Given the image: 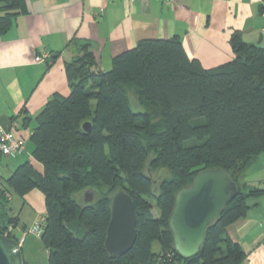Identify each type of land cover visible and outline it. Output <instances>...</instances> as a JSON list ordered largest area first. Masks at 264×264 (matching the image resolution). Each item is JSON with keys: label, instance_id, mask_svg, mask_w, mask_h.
I'll return each mask as SVG.
<instances>
[{"label": "trees", "instance_id": "16d2710c", "mask_svg": "<svg viewBox=\"0 0 264 264\" xmlns=\"http://www.w3.org/2000/svg\"><path fill=\"white\" fill-rule=\"evenodd\" d=\"M25 11L24 0H0V35ZM231 44L233 59L206 68L178 36L142 39L103 70L90 42L80 41L67 64L70 92L55 93L36 117L32 155L43 169L26 160L2 181L0 233L18 224L6 192L24 197L39 189L48 264H240L246 253L227 228L247 214L250 198L264 195V187L243 181L264 152V43L235 32ZM217 167L239 191L207 227L199 253L185 259L169 225L176 193ZM120 188L135 203L137 239L112 256L105 240ZM76 193L93 199L79 202Z\"/></svg>", "mask_w": 264, "mask_h": 264}, {"label": "crops", "instance_id": "0c3cea01", "mask_svg": "<svg viewBox=\"0 0 264 264\" xmlns=\"http://www.w3.org/2000/svg\"><path fill=\"white\" fill-rule=\"evenodd\" d=\"M24 1L26 11L0 35V133L11 130L23 137L26 152L0 156V186L26 160L43 169L32 155L36 117L55 93L70 92L67 64L77 56L80 41L90 42L103 70L111 69L115 55L142 39L178 36L189 57L206 68L234 58L231 37L235 32H241L248 43H256L263 34L264 43V0ZM45 54L49 57L36 61L37 55ZM243 181L264 187V152ZM5 196L11 214L18 216L13 233L24 250L25 234L45 222V195L33 189L24 197L11 191ZM249 204L247 214L227 230L246 253L240 264H264V195L250 198Z\"/></svg>", "mask_w": 264, "mask_h": 264}, {"label": "water", "instance_id": "95a60500", "mask_svg": "<svg viewBox=\"0 0 264 264\" xmlns=\"http://www.w3.org/2000/svg\"><path fill=\"white\" fill-rule=\"evenodd\" d=\"M263 41V34L255 44ZM90 126L84 124L85 129ZM239 191L231 173L222 167L200 171L191 185L176 193L169 225L173 232L175 249L188 259L197 255L205 239L207 227L214 222ZM89 192H87V195ZM137 239V213L131 195L118 189L112 198L111 219L105 245L112 256L131 250ZM0 264H26L18 239L0 233Z\"/></svg>", "mask_w": 264, "mask_h": 264}, {"label": "rangeland", "instance_id": "374dc122", "mask_svg": "<svg viewBox=\"0 0 264 264\" xmlns=\"http://www.w3.org/2000/svg\"><path fill=\"white\" fill-rule=\"evenodd\" d=\"M131 106L134 111H141L143 108L137 103L134 96L131 97ZM28 158V155L25 156V159ZM75 198L79 202H87L93 199L92 197L89 200V197L85 196V193H76ZM18 200V199H17ZM154 214L158 215L157 210L154 209ZM13 233V227H9L8 231L6 232ZM25 244H24V254L26 257V264H48V257H49V250L44 246L41 240V231L36 230L33 228L30 232L25 234ZM17 237V236H16ZM18 238V237H17ZM19 239V238H18ZM156 245V244H155Z\"/></svg>", "mask_w": 264, "mask_h": 264}, {"label": "built area", "instance_id": "2783aa9c", "mask_svg": "<svg viewBox=\"0 0 264 264\" xmlns=\"http://www.w3.org/2000/svg\"><path fill=\"white\" fill-rule=\"evenodd\" d=\"M166 3H172L174 0H163ZM49 55H37L36 61H44ZM26 152L25 139L16 135L11 130H3L0 133V156H21ZM44 221L38 222L35 231L38 229L42 231ZM7 234V233H6ZM25 240V237L22 241ZM20 243V242H19Z\"/></svg>", "mask_w": 264, "mask_h": 264}]
</instances>
